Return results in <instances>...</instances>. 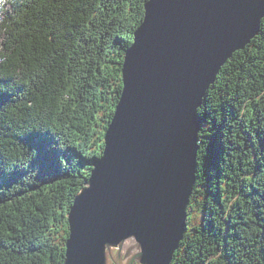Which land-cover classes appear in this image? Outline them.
<instances>
[{"label":"trees","instance_id":"1","mask_svg":"<svg viewBox=\"0 0 264 264\" xmlns=\"http://www.w3.org/2000/svg\"><path fill=\"white\" fill-rule=\"evenodd\" d=\"M146 2L28 0L22 22L7 32L0 45V264L64 263L67 215L102 155ZM196 114L192 222L171 264H264V17ZM116 260L114 251L108 264Z\"/></svg>","mask_w":264,"mask_h":264},{"label":"water","instance_id":"2","mask_svg":"<svg viewBox=\"0 0 264 264\" xmlns=\"http://www.w3.org/2000/svg\"><path fill=\"white\" fill-rule=\"evenodd\" d=\"M264 0H147L102 155L74 198L63 264H171L196 181V112L258 34Z\"/></svg>","mask_w":264,"mask_h":264},{"label":"clouds","instance_id":"3","mask_svg":"<svg viewBox=\"0 0 264 264\" xmlns=\"http://www.w3.org/2000/svg\"><path fill=\"white\" fill-rule=\"evenodd\" d=\"M18 0H0V45H3L7 39V32L10 31L11 25L13 23L22 22V17L26 15V10L23 5L28 3V0H19V10L14 11V6H16ZM7 12L8 15L4 16ZM9 17L11 19H9ZM0 54L3 53V49L0 48Z\"/></svg>","mask_w":264,"mask_h":264},{"label":"rangeland","instance_id":"4","mask_svg":"<svg viewBox=\"0 0 264 264\" xmlns=\"http://www.w3.org/2000/svg\"><path fill=\"white\" fill-rule=\"evenodd\" d=\"M94 163V162H93ZM188 209V208H187ZM188 213V212H187ZM187 220V219H186ZM191 222L192 220L190 219V221L187 220V226L190 227L191 226ZM115 250L112 251V253L114 252Z\"/></svg>","mask_w":264,"mask_h":264},{"label":"flooded vegetation","instance_id":"5","mask_svg":"<svg viewBox=\"0 0 264 264\" xmlns=\"http://www.w3.org/2000/svg\"><path fill=\"white\" fill-rule=\"evenodd\" d=\"M204 188H207V185H205V187Z\"/></svg>","mask_w":264,"mask_h":264},{"label":"bare ground","instance_id":"6","mask_svg":"<svg viewBox=\"0 0 264 264\" xmlns=\"http://www.w3.org/2000/svg\"><path fill=\"white\" fill-rule=\"evenodd\" d=\"M49 96V95H48ZM197 113V112H196ZM196 116H197V114H196Z\"/></svg>","mask_w":264,"mask_h":264}]
</instances>
